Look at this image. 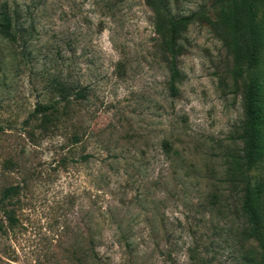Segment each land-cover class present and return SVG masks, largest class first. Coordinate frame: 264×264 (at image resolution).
<instances>
[{
	"label": "rangeland",
	"instance_id": "obj_1",
	"mask_svg": "<svg viewBox=\"0 0 264 264\" xmlns=\"http://www.w3.org/2000/svg\"><path fill=\"white\" fill-rule=\"evenodd\" d=\"M163 1L157 14L145 0H0L13 33L0 32V264L258 255L231 173L248 75L239 12L230 0ZM166 13L187 18L176 96L157 30ZM59 80L85 98L46 128L35 108Z\"/></svg>",
	"mask_w": 264,
	"mask_h": 264
},
{
	"label": "trees",
	"instance_id": "obj_2",
	"mask_svg": "<svg viewBox=\"0 0 264 264\" xmlns=\"http://www.w3.org/2000/svg\"><path fill=\"white\" fill-rule=\"evenodd\" d=\"M145 1L157 14L166 8L163 0ZM220 1L221 5L229 6V0ZM230 1L235 5L242 21L245 36L242 58L248 71L243 91L244 120L239 136L242 141V153L233 158L231 173L235 174L242 186L240 210L244 231L247 237L254 240L257 247L255 252L258 255L250 259V264H264V174L257 171L258 168L264 166V74L257 70L264 55V0ZM4 14L6 15L5 23H0V32L5 37L12 38L11 20L5 11ZM166 14L164 22L158 23L157 30L162 35L170 56L167 61L168 90L172 96H176L181 77L176 62L179 54L177 39L187 18L177 19ZM55 88L56 99L35 108L40 124L46 128L57 126L56 124L62 118H71L69 108L73 101L85 98L84 90L74 89L70 83L65 81H57ZM254 171H257V174Z\"/></svg>",
	"mask_w": 264,
	"mask_h": 264
}]
</instances>
